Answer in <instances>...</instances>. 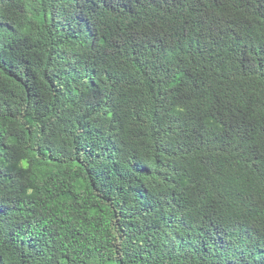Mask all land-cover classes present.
<instances>
[{
	"label": "trees",
	"instance_id": "trees-1",
	"mask_svg": "<svg viewBox=\"0 0 264 264\" xmlns=\"http://www.w3.org/2000/svg\"><path fill=\"white\" fill-rule=\"evenodd\" d=\"M0 264H264V0H0Z\"/></svg>",
	"mask_w": 264,
	"mask_h": 264
}]
</instances>
